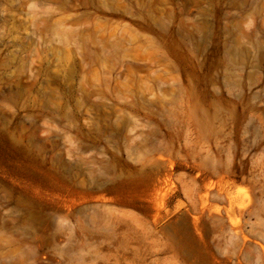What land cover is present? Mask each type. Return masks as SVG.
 <instances>
[{
    "label": "rangeland",
    "instance_id": "1",
    "mask_svg": "<svg viewBox=\"0 0 264 264\" xmlns=\"http://www.w3.org/2000/svg\"><path fill=\"white\" fill-rule=\"evenodd\" d=\"M0 264H264V0H0Z\"/></svg>",
    "mask_w": 264,
    "mask_h": 264
}]
</instances>
